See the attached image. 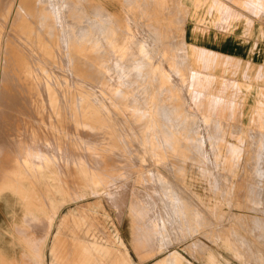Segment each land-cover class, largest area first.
I'll return each instance as SVG.
<instances>
[{
  "label": "rangeland",
  "instance_id": "obj_1",
  "mask_svg": "<svg viewBox=\"0 0 264 264\" xmlns=\"http://www.w3.org/2000/svg\"><path fill=\"white\" fill-rule=\"evenodd\" d=\"M0 1H2V3L0 2L1 12H4L6 8L8 9V7H10L13 2L12 0H9V3L8 0ZM36 1L37 5L39 4L41 7H45L44 9H46V11H51L54 10L53 5H55V1L57 0H55L54 2H52V0H46L52 2H48L50 4H48L49 6L47 5L46 1ZM65 1L66 0H63V2ZM75 1V5L69 7L70 10L68 9V12L65 11L67 12V15H65V17H68V14H71L73 16L72 13H76V20L72 17L70 18L71 20L73 19L76 21V24L74 26L78 25V27L80 28V22L82 23L83 28L85 27L86 30H84V28V34L82 35V32L79 35L77 34L78 28H76V31H74L75 27H73V24L72 27L74 29L69 26L70 31L68 29V25L65 26V29L67 28V32L64 33V36L66 37V39H70H68L64 43V51L66 52L67 50L65 57L67 62L66 64H68L67 67L72 68V64H74L72 62H77L76 65L78 64V66L79 64H82L81 61L85 58L80 57V54L85 53L88 55H93V57H95L96 55L97 57L94 59L98 60L101 63L106 78H108L109 80L111 79V84H109V86H111L110 95L111 98L113 97V100L115 99L117 101L115 106H117L116 108L119 107V110L114 106L109 107V109L111 110H109L108 108H106L107 110L104 109L105 111L109 110L110 113H108L111 116H109V120L107 119L106 126H103V123H105L106 121L97 124L83 122L80 125H78V123L75 124V121H67L68 123L65 122L62 127H58L54 123L48 125L50 126V129L52 127L56 129L58 128L60 130L63 129L62 132H68V135L71 134L69 133L70 131L75 132L76 134L73 133L74 140H71V138L66 135L67 140L63 139V141L57 142L55 140H52L53 135L50 134V141L47 143L44 139V136H36V144L39 143L40 145L38 144V146H40L41 148H43L44 144L47 146L49 159L57 163L59 171L65 173V175L67 172H70L67 173L66 177L64 178L68 180L69 191L70 195L72 196L70 199L71 203L69 202L66 204H61L60 207L57 208L60 212L58 213L59 217H56L57 220H55V224H57V226L52 231V235H44L39 230H37L35 233V235L42 236L39 243L41 245L40 250L45 264H100V259H98L100 257V254L98 253L101 250L105 251L103 247H107V245L109 244L107 242L108 236H115V239L119 240L121 239L120 235H122V237L125 239V242L130 247V250L132 251L134 257L136 256L137 258H135L140 261L153 258L157 254L170 253V250L176 249L178 246L184 245L189 241V243H193L195 241L194 245L196 246V249L193 250V255L196 254L195 257L200 260L201 254L204 258V254L208 250H212V252L215 253L219 258L228 259L230 264H264V160H262L264 159V129H262L264 128V83L258 81V79L255 78L256 68L258 67V65H249V67H247L246 64L241 63V65L238 66L233 61H231L230 63L229 60L220 58L217 54L194 49L186 43L185 34L187 42L190 44L206 48L213 47L218 49L216 45H214L215 47L212 46V44L210 45V40L208 38L206 42L202 39L203 33H205L206 29L216 26L213 22V14L209 11L210 5H213L212 0ZM198 1H200L199 4ZM33 2L35 1L25 0L23 2L25 6L22 5L21 11L19 13L20 15L18 16V18H16L17 23H22L19 26L16 25V27L20 28L19 30L24 28L23 22H25V16L29 11L28 8H30ZM28 3L31 4L29 5ZM236 5L240 7L242 6V2L236 1ZM25 9L27 11L26 13ZM244 10H246V8H244ZM109 13L110 18L106 17ZM203 13L207 17H203ZM257 13H259L257 16L261 15L260 17H258V22H260L264 27V11ZM209 16L212 17L210 18ZM65 17L63 19L64 22L66 21ZM50 19H53L51 15ZM67 20H69V18ZM75 21L73 22L75 23ZM248 21L251 22L249 19H247V22ZM75 32L77 36L75 35ZM85 33H89V37L93 39L91 40L94 41L95 39L97 41V44L96 42L93 43L91 41V43L89 42V44L87 41H80L81 38H85ZM146 35H148L149 38L151 37L150 39H153L155 43H153L152 40V44L150 41L144 40L143 38ZM75 36L79 39L77 38L78 40H75ZM143 40L146 41L148 45L151 44L152 46H150L152 48L153 46H155L153 44L158 45L157 48L159 47L158 49L154 47L157 49V51L154 48L153 50L155 51L151 49L154 54L153 58H151V62L150 59L148 60L150 62V64H148L151 65L155 60V69L163 70V72L165 70H171L172 67V70L174 69L175 71L176 69V77L174 76V73H169L168 75V72L157 73L160 75L159 76L155 73H152V71L154 70V67L152 65L149 66L148 64H139L141 59H139L134 53L137 52L138 49H132L130 47L144 45ZM223 40H219L217 36L215 42L219 45V42L222 43ZM91 44H94V46H92ZM95 44L98 46H96V50L94 49ZM223 44H225V42ZM100 45L105 48V51H107V53H113L114 55L112 56L111 54L109 56L108 54V56H105L104 58L103 55L105 51L104 48ZM82 46L87 49H82ZM99 46L101 49H99ZM120 46H125L126 48L123 47V51L121 52V49L119 48L122 47ZM70 47H72L71 51H73V49L75 50L73 51V55H75L74 52L76 53V56H74L75 58L73 57L75 61L72 58V60L67 61L70 58L68 54L70 51ZM106 48L111 49V51L109 49L106 50ZM101 51L103 52V54ZM160 51L163 52L164 55L161 54V56ZM99 56L101 59L99 58ZM76 57L78 58L76 59ZM108 57L111 59H108ZM113 57H115L116 60ZM155 58L158 60H156ZM105 59H107L110 63L108 61L106 62ZM114 61L117 62L115 63ZM157 61L159 63L161 62L160 65H162V67H165L161 69L159 63L157 64ZM102 62H105L106 64L103 65ZM117 63H119L120 65L119 68H117L118 66H116ZM167 63L169 64V66H167ZM76 65L73 67L74 69H76ZM78 66L77 68H80ZM173 66H175V68ZM108 67H110V70H108ZM121 68H123L124 71L122 74H119L118 72H122L123 70ZM140 69L144 70V73H135ZM244 71L247 75L243 74ZM113 72L116 73L113 74ZM124 72L127 75H125ZM170 74L172 75L170 76ZM190 74L194 78H192ZM124 75L126 76V79L123 78ZM197 79L199 81H197ZM195 80L197 82H195ZM9 82L10 84H12L10 79H7L8 84ZM184 82L188 83H186L189 88L188 90H181V88H179ZM194 82L199 86L195 85ZM154 83H156V85ZM185 83L183 84V86H186ZM122 84H124L125 86ZM172 84L176 87H172ZM132 85H134L135 87ZM169 86L173 90V92L169 91ZM131 87H133V90L131 89ZM112 88H116L115 90L117 91ZM163 92L164 95H162ZM6 94L7 96H4ZM8 94H18L19 97H23L24 95L26 96V93H22L20 90H15L14 92H12L11 90H5L4 94H2L5 99L1 96V98L3 99L0 102L2 103V108L0 107V123L2 124H0V129L3 133L6 134L5 140L0 141V145L2 148H8L7 143H9V141L18 140V137L20 135L27 133L28 128H31V126H35L36 122L33 123L32 117V120L30 119V116L33 115L32 112L35 113L33 115L34 117L35 115L38 116L44 114L45 112L47 113V111L41 113L43 110H40L41 112L39 111L38 114L37 110L31 109L32 106L29 105V102L25 104H28V107H25L24 104L20 105L22 106V108L19 107V105L16 108L13 104H10V106H8L9 102L11 103L10 99H12L11 95L9 97ZM174 94H176V96ZM177 94H179V96ZM170 95H172L174 99L171 98ZM6 101L8 102V104H6ZM3 102L5 103L4 105ZM162 108L164 110L160 113ZM187 109H189L190 111L184 112L187 111ZM112 110L113 112H111ZM116 111L117 113H115ZM67 112L69 114V111ZM111 113H113L114 116L113 114L111 115ZM158 113H160L161 116L163 115L165 118H157L156 115ZM190 113L194 116V118H192L193 116H190ZM129 114V118L132 120L131 124H129L130 122L128 121ZM115 115L126 117L125 121L128 123H126L125 121H119V119H117V116L115 117ZM187 115H189L190 117ZM202 116L207 119L206 121L204 120L207 125L202 121H198V118ZM144 119H149L150 123L149 120L145 121ZM37 120H39V118ZM112 120L113 122H116L112 123ZM179 120H181V122H179ZM133 121L136 122L134 123ZM220 121L223 123H221ZM120 122L121 124H119ZM146 122L148 124H144ZM116 124L119 127V130H121V135H124L123 137L120 136L119 130H113V127H115ZM128 124L131 127H128ZM142 124L145 126L143 127V129L141 126ZM186 124H188L189 127ZM110 125H112L113 127ZM216 125L219 126L216 128ZM109 127L111 128V131ZM133 127L135 128V131ZM200 127H202L203 129H201ZM138 128L140 130H138ZM175 128H180V130H175ZM198 128L199 130H203L204 132L203 139H206L209 136L208 141L211 142L213 138H215L216 140H213L215 142L212 141L211 143H205L206 140H204V142L202 143L204 148L203 146H201V144H199L198 146H201L200 148L197 146V148L194 147V152H192L191 150L192 154L188 153V155L186 156H180L171 153L170 149L171 147H173V142L175 140H173V138H171L170 136H172V133L174 131H185V133H188V135L190 134L191 136L193 132L198 130ZM132 129L134 131V134ZM144 129L145 131H143ZM80 130L85 131V133L91 134H89V136L87 135V138H84L86 139V143L88 144L87 146H91L92 144V153H96L98 149L96 153L98 156H95V154L92 155V153L91 155L88 153L84 154V150H80L79 145H76L80 143L79 140L81 138V135H83ZM103 130H109L111 133L112 130L113 133L116 131L118 132L114 134L112 133L113 135H110V132V134L106 133V131L104 133ZM152 131H155L159 144L158 147L163 151L161 154H155L153 152V154H151V150L148 148V140L150 139L151 134H153ZM77 132H79L78 136L80 138L77 137ZM138 132H140L142 135H140V133ZM221 132H223L224 134L226 133L224 135L226 139L222 138L223 133ZM118 134L121 138L118 136ZM205 134H207L208 136H206ZM93 135H95L96 137L98 135V137L95 138L96 140L94 139L95 136ZM75 136L79 140H77ZM142 136L144 137L142 138ZM118 137L122 140L118 139ZM124 137L125 139L127 138L126 142L128 143L123 141ZM211 137L212 139H210ZM220 137L222 140L220 139ZM37 138H39L40 142L39 140H37ZM75 139L78 142L75 141ZM138 139L141 140L139 141ZM218 139L220 140V142ZM136 140L138 141V143ZM176 140L181 139L178 138ZM223 140L226 142V144L223 142ZM72 141H75L76 145L75 154H71L73 148ZM118 141L120 142L118 143ZM143 141L144 143L146 142L148 144L141 143ZM166 141H168L169 143L167 144ZM114 142H116L117 144L121 143V146H119L120 151L118 150V145L115 143L117 145L116 147ZM140 143L144 145V147H142ZM106 144L110 147L108 146L106 148ZM124 144H129L130 147L129 145L124 146ZM138 144L142 148H140ZM230 144H234V147ZM165 145H167V149H165ZM99 147H102V150H106H103L102 152L107 153H102L99 150ZM145 147H147L149 151L147 149L146 151ZM208 147H210L208 149L209 151L211 149H213V151L211 150L210 152H207ZM92 148L94 149L92 150ZM131 148L133 150H131ZM221 149L224 150L222 151ZM227 149L230 150V153H228V151L226 152ZM140 153H142L144 156L142 154L140 155ZM206 153L208 154V158L206 156ZM209 153L211 156H213L211 158H214V169L210 168L212 166V159L209 158ZM107 154H113V156H109L115 158V160L111 161L114 166L109 163L110 160H108L109 156L107 157ZM26 155L28 157L31 156L28 150H26ZM151 155H157L155 157L156 159ZM146 156H149L150 160L153 159V163L158 162L157 166L156 163L153 164L152 161H149V158L147 159ZM126 157L128 158V160ZM121 158L123 160H121ZM140 159L144 164L141 163ZM145 159H147L148 161H146ZM33 160L34 159L29 158L28 160H23L22 163L24 165V168L29 169L33 166H35L36 168L40 165L39 162H44V160ZM83 160L85 164L82 163ZM69 161H71V164ZM144 161L149 162L146 165L149 164L151 168L149 166L146 167ZM67 162H69L68 165L70 164V168L73 166L72 164L74 162H80L81 165L84 164V171L80 173L71 172L70 170L68 171V169H66ZM114 162L116 163L114 164ZM104 163L106 164V166L104 165ZM208 163H210L211 165H209ZM64 164L66 166H64ZM156 168H158L159 171ZM152 169L155 174L153 172L150 173ZM212 173H214V175H212ZM79 174H81L83 178H85V176L91 177L93 181L92 185L95 184V182L97 183V181L100 183H104V181L108 180L109 185L106 188V190L108 189L106 191V194H92L84 198L85 196L83 197L82 194L84 189H80L84 188L81 183V180L83 178H81ZM150 174H154L155 176H151ZM157 174H160L161 176L158 175V178H160H157L155 180ZM162 174H164L163 177ZM216 175H218L219 178ZM73 180L74 182H76H72ZM159 180L160 182L162 181L163 184L160 183ZM220 183H222V185ZM74 184H76V186H74ZM161 184L164 186L162 187ZM77 189L82 191L80 192ZM75 196H77V198H75ZM74 199L75 201H73ZM2 211L6 212L5 215L7 219L5 217L3 218V216L0 217V257L2 256L5 259L14 261L16 259L15 262H17V264H25L26 258L19 255L21 254L19 253L20 249H18L17 247L13 248L8 245L9 240L15 237L20 238V235H18L16 228L21 222H23L24 224V218L21 219V215L18 211L17 215L15 214L16 209H14L13 205L7 206L0 200L1 214ZM165 230H168L167 233ZM202 237L205 238V242L198 240ZM76 241L79 243H77ZM33 242H35V240ZM135 243L138 244V246L136 245V248L134 247ZM81 245L83 247L88 245L87 248L93 246L92 248H90V250L92 251L89 253L90 250L87 251L85 249L87 251L86 254V251L83 249V253H85L82 254L80 249ZM94 245H100L101 248L95 249ZM202 246L205 247V249H201ZM137 248L140 249L139 252L136 251ZM2 250L4 253L2 252ZM8 253H10L11 255ZM139 254H141V256ZM134 264L138 263L136 262Z\"/></svg>",
  "mask_w": 264,
  "mask_h": 264
},
{
  "label": "bare ground",
  "instance_id": "obj_2",
  "mask_svg": "<svg viewBox=\"0 0 264 264\" xmlns=\"http://www.w3.org/2000/svg\"><path fill=\"white\" fill-rule=\"evenodd\" d=\"M12 4L10 7H8V9L6 8L5 11L7 12H1L0 14V102L2 101V99L5 97H3L2 94H4V91L6 90H11L12 92H14L15 90H20L22 93H26V96L24 95L22 98L15 94H10L12 99L11 100V103L8 102L6 104H8V106H10V104H13L16 108L17 106L19 105V107L22 108V106L20 105H25L27 102H29V105L32 106L31 109H34V110H37L38 111V114H39V111L40 110H43L41 113H43L44 111H47V113L45 112L44 114H41V115H38L35 117L33 116L35 113H33V115L30 116V119L32 120L33 118V123H35V126H31V128H28L27 130V133H24L23 135H20L18 138V140L16 141H9L8 144V148H2L1 145H0V200L2 201V203H4L5 205L7 206H11L13 205L14 209H16V212L15 214L17 215V211L20 213L21 215V219L24 218V224L23 222H21L17 228H16V231L18 233V235H20V238H13L11 240L8 241V245L10 247H13V248H23L22 251L20 252L22 257L26 258V263L27 264H45L44 262V258L41 254V250H40V239L42 238V236H38V235H35L36 231L39 230L40 232H42L44 235H52V231L54 230V228H56L57 224H55V220L56 217H59L58 213L60 212L59 208L61 204H66V203H69L70 202V199H71V195H70V191H69V184H68V180L64 177H66L67 173H70V172H67L66 175L65 173H62L59 171V168L57 166V163L54 161H51L49 159V156H48V150H47V146L44 144L43 148H41L40 146H38V144H36V136L37 135H42L44 136L45 138V141L48 143L50 141V137L49 135L52 134L53 135V139L52 140H55L57 142H61L63 141V139H66V135H68L67 131H64V132H67V133H63L62 130L60 129H56V128H51L50 129V126L48 125H51L52 123H54L56 126L58 127H62V125L66 122L68 123L69 121H75V124L78 123V125H80L81 123H90V124H97V123H103L104 121H106L105 123H103V126L107 124V119L109 120V118L111 117L110 116V112L109 110V107L110 106H114L115 108L117 106L116 105V100L112 99L111 98V95H110V89H111V86H109L110 83V80L108 78H106V75H105V72L103 70V67L101 66V63L94 59L96 58L97 56L95 55V57H93V55H88V54H80L79 56L80 57H84L85 59L84 60H80L82 64H78L76 65L75 62H72L74 64H72V68H68L66 64V52L64 51V43L65 41H67L69 38L66 39V37L64 36V33L67 32V28L65 29V26L68 25V29L70 28L69 26L72 27V24H73V27H75L74 31H76V28L77 29V34H81L84 30H86V28L84 29L83 28V25L82 23L79 22V24H81V27L79 28L78 25L74 26L76 24V17H77V14L76 13H72L73 16L71 14H68V17L65 15H67L66 13L68 12L67 10L69 9V7H72L75 5V0H66L65 2H63V0H52V2L55 1V5L54 6V10H51V11H46V9H44L43 7H41L39 4L37 5V1L34 0L35 2H33L32 4L31 3H28L29 5L31 4L29 11L27 12L26 9H25V13L27 12V15L25 16V22L24 23V28L19 30L20 28L19 27H16V25H21L20 23H17L16 22V18H18V16L20 15V11H21V8H22V5L25 6V4L23 3L25 0H12ZM31 1V0H29ZM41 2L43 1H46V0H40ZM133 1V0H132ZM2 3V1H0ZM10 1L8 0V3ZM40 2V3H41ZM52 3L50 1H46L47 5L49 3ZM7 3V2H6ZM45 3V2H44ZM151 4V3H150ZM50 5V4H49ZM48 5V6H49ZM9 6V4H8ZM28 6V5H27ZM46 6V5H44ZM50 8V7H49ZM24 9V8H23ZM31 9V10H30ZM70 10V9H69ZM24 11V10H23ZM67 11V12H65ZM71 13V12H69ZM50 15L53 19H50ZM70 15V17H69ZM124 15V14H123ZM137 15V14H136ZM28 16V17H27ZM29 16H30V19H29ZM66 19V21L64 22L63 19ZM73 18L75 20H71L70 18ZM108 18H110V13L106 16ZM24 18V17H23ZM69 18V20H67ZM75 21V23L73 22ZM135 21V20H134ZM78 22V21H77ZM21 27V26H20ZM18 28V29H17ZM71 28V29H72ZM72 29V30H73ZM84 29V30H83ZM66 30V31H65ZM70 31V29H69ZM69 33V32H68ZM74 33V32H72ZM84 34V32L82 33V35ZM89 34V33H88ZM85 33V38H81L80 41L84 42V41H87L88 44L89 42H96L97 44V41L94 39V41H92L93 39L91 37H89V35ZM75 35H76V32H75ZM87 35V37H86ZM77 36V35H76ZM75 36V40H78ZM147 36V37H146ZM143 39L146 40V41H150L151 40L153 41V39H150L148 37V35H146ZM70 37V35H69ZM83 37V36H82ZM147 38V39H145ZM149 38V39H148ZM92 39V40H91ZM142 39V38H140ZM158 39V37H157ZM70 40V39H69ZM75 40H74V43H75ZM143 40V41H144ZM140 41V40H139ZM138 41V42H139ZM142 41V42H143ZM144 41V45H137V46H132L130 48L134 49H138L137 52H134L136 54V56L141 59V61L139 62V64L143 65V64H150L151 62V58H153V54L155 50H153L154 47L157 48L158 45L156 44H153L155 46H153V48L151 47L152 45V42H151V46L147 44V42ZM157 41V40H156ZM161 41V40H160ZM90 42V43H91ZM99 42V41H98ZM141 42V43H142ZM149 42V43H150ZM162 42V41H161ZM100 43V42H99ZM98 43V45H99ZM142 43V44H143ZM153 43H155V41H153ZM95 44V50L96 48L98 47L97 45ZM69 45V44H68ZM67 45V46H68ZM79 45V44H78ZM92 45V44H91ZM104 45V44H103ZM70 46V45H69ZM68 46V47H69ZM84 46H85V43H84ZM94 46V44L92 45ZM97 46V47H96ZM101 47H103L102 45H100ZM99 46V49H101ZM74 47H75V44H74ZM88 47V46H87ZM107 47V46H106ZM122 47V46H120ZM125 47V46H123ZM122 48H119L121 49V52L123 51ZM72 47H70V51H69V60L67 61H70L72 59H74L76 56V53L74 52L75 55H73V51H75L73 49V51H71ZM82 49L84 48L83 46L81 47ZM92 48V50H93ZM104 48V47H103ZM102 48V49H103ZM126 48V47H125ZM154 48V49H156ZM159 48V47H158ZM157 48V49H158ZM84 49H87V48H84ZM91 49V48H90ZM109 49V48H108ZM106 48V50H108ZM153 51H152V50ZM156 49V51H157ZM94 50V51H95ZM111 51V49H109ZM91 51V50H90ZM99 51V50H97ZM103 51V50H102ZM101 51V52H102ZM104 51H105V48H104ZM159 51V50H158ZM161 52V51H160ZM81 53V52H80ZM100 53V52H99ZM107 51H105L103 57L105 58V56L107 57L108 54L109 56L112 54V56L114 55L113 53H107ZM166 53V52H165ZM91 54H94V53H91ZM96 54V53H95ZM103 54V52H102ZM116 54V53H115ZM164 53L161 52L160 55ZM185 54V53H184ZM97 55H98V52H97ZM122 55V54H121ZM134 55V54H133ZM156 55V53H155ZM167 55V54H166ZM111 56V58H112ZM162 56V55H161ZM74 57V58H73ZM116 57V56H115ZM113 57V58H115ZM157 57V55H156ZM72 58V59H71ZM78 57H76L77 59ZM100 58V56H99ZM108 57V59H111ZM159 58V56H158ZM164 58V57H163ZM101 59V58H100ZM150 59V62L148 61ZM156 59V58H155ZM103 60V59H102ZM101 60V61H102ZM106 62L108 61L107 59H105ZM116 60V58H115ZM121 60V59H120ZM158 60V59H156ZM165 60V59H164ZM75 61V59H74ZM78 61V60H76ZM104 61V60H103ZM163 61V60H162ZM109 62V61H108ZM115 63L117 61H114ZM123 62V61H122ZM187 62V61H186ZM80 63V62H79ZM110 63V62H109ZM159 62L157 61V64ZM163 63V62H162ZM189 63V62H188ZM70 64V62H69ZM103 65H105L106 63L105 62H102ZM112 64V63H111ZM148 64V65H149ZM155 60H154V63H152L151 65L154 67L156 66L155 65ZM161 64V62L159 63V65ZM166 64V62H165ZM173 64V63H172ZM182 64V63H181ZM187 64V63H186ZM76 65V69H74L73 67ZM81 65V66H80ZM110 65V64H109ZM149 65V66H151ZM164 65V64H163ZM80 67V68H77ZM116 66H118L117 68L120 67L119 63L116 64ZM115 66V67H116ZM148 66V67H149ZM158 66V65H157ZM161 66V69L165 66L162 67ZM167 66H169V64L167 63ZM171 66V65H170ZM176 66V65H175ZM175 66H173L175 68ZM180 66V65H179ZM190 66V65H189ZM71 67V65H70ZM188 67V66H187ZM110 70V67H108ZM151 68V67H150ZM177 68V67H176ZM180 68V67H179ZM178 68V69H179ZM113 69V68H112ZM115 69V68H114ZM123 69V68H121ZM119 69V70H121ZM166 69V68H164ZM170 69V68H169ZM116 70V69H115ZM152 70V69H151ZM181 70V69H180ZM124 71V69L122 70V72H118L119 74H122ZM130 71V70H129ZM178 71V70H177ZM108 72V71H107ZM163 70H160V69H155L154 67V70L152 71V73H162ZM168 72V75L169 73H174V76H175V73H176V69L174 71V69L172 70V67H171V70H168V71H164L163 73H167ZM181 72V71H180ZM109 73V72H108ZM116 72H113V74H115ZM135 73H139V74H142L144 73V70H138L136 71ZM150 73V72H149ZM178 73V72H177ZM125 74V72H124ZM170 74V76L172 75ZM193 74V73H192ZM112 75V73H111ZM117 75V74H116ZM127 75V74H125ZM124 75V79H126ZM159 75V74H157ZM180 75V74H179ZM121 76V75H120ZM123 76V75H122ZM160 76V75H159ZM173 76V78H174ZM191 76V74H190ZM195 76V75H194ZM112 77V76H111ZM110 77V78H111ZM176 77V76H175ZM192 77V76H191ZM196 77V76H195ZM114 78V77H113ZM116 78V77H115ZM168 78V77H167ZM172 78V77H171ZM194 78V77H192ZM191 78V79H192ZM7 79H10L11 83L9 82V84L7 83ZM170 79V78H169ZM121 80V79H120ZM158 80V79H157ZM172 80V79H171ZM187 80V79H186ZM185 80V81H186ZM119 81V80H118ZM124 81V80H123ZM156 81V80H155ZM197 81H199L197 79ZM195 80V82H197ZM126 82V81H125ZM154 82V81H153ZM171 82V81H170ZM188 82V81H187ZM186 82V83H187ZM194 82V84H195ZM114 83V81H113ZM121 83V82H120ZM174 83V82H173ZM185 83V82H184ZM183 83V84H184ZM185 83V85H186ZM199 83V82H198ZM126 84V83H125ZM156 85V83H154ZM183 84L181 85V90H188V86H183ZM188 84V83H187ZM124 85V84H122ZM191 85V84H190ZM195 85H198V84H195ZM113 86V85H112ZM125 86V85H124ZM134 86V85H132ZM167 86V85H166ZM165 86V88H166ZM174 85L172 84V87ZM192 86V85H191ZM199 86V85H198ZM120 87V86H119ZM123 87V86H122ZM135 87V86H134ZM156 87V86H155ZM176 87V86H174ZM195 87V86H194ZM118 88V87H117ZM130 88V87H129ZM133 87H131L132 89ZM168 88V87H167ZM192 88V87H191ZM112 89H116V88H112ZM120 89H123V88H120ZM118 89V90H120ZM135 89V88H134ZM159 89V88H158ZM169 91L173 92V90L170 88L169 86ZM177 89V88H176ZM197 89V87H196ZM130 90V89H129ZM128 90V91H129ZM133 90V89H132ZM164 90V89H163ZM117 91V90H115ZM190 91V90H189ZM188 91V92H189ZM121 92V91H120ZM123 92V90H122ZM162 92V91H161ZM160 92V93H161ZM166 92V91H165ZM168 92V91H167ZM8 93V92H7ZM17 93V92H16ZM57 93V94H56ZM113 93V92H112ZM20 94V93H19ZM56 94V95H55ZM170 94V93H169ZM9 95V94H8ZM9 95V97H10ZM115 95V94H114ZM138 95V94H137ZM162 95H164V92L162 93ZM176 96V94H174ZM173 95V96H174ZM179 96V94H177ZM194 95V94H193ZM1 96L3 98H1ZM4 96H7L4 95ZM156 96V94H155ZM168 96V95H166ZM171 98L172 95H170ZM187 96V95H186ZM195 96V95H194ZM123 97V96H121ZM120 97V98H121ZM182 97V96H181ZM193 97V96H192ZM129 98V97H128ZM156 98V97H155ZM154 98V99H155ZM165 98V97H164ZM167 98V97H166ZM130 99V98H129ZM169 99V98H168ZM174 99V98H173ZM156 100V99H155ZM195 100V99H194ZM128 101V100H126ZM154 101V100H153ZM173 101V100H172ZM186 101V100H185ZM115 103V104H114ZM119 103V102H118ZM143 103V102H142ZM159 103V102H158ZM5 103L3 102V105ZM120 104V103H119ZM160 104V103H159ZM188 104V103H187ZM139 105V104H138ZM121 106V105H120ZM129 106V105H128ZM160 106V105H159ZM0 107L2 108V103H0ZM7 107V106H6ZM24 107V106H23ZM25 107H28V104L25 105ZM122 107V106H121ZM15 108V109H16ZM19 108V109H21ZM108 108L109 110L108 111H105L104 109ZM113 108V107H112ZM119 108V107H118ZM116 108V109H118ZM133 108V106H132ZM167 108V107H166ZM26 109V108H25ZM24 109V110H25ZM114 109V108H113ZM121 109V108H120ZM131 109V108H130ZM175 109V108H174ZM192 109V108H191ZM4 110V109H3ZM8 110V108H7ZM23 110V111H24ZM107 110V109H106ZM119 110V109H118ZM117 110V111H118ZM123 110V109H122ZM161 110V109H159ZM163 108L162 110L160 111L163 112ZM170 110V109H169ZM186 110V108H185ZM28 111V110H27ZM26 111V113H27ZM69 111V114L68 112ZM115 111V110H114ZM117 111L115 113H117ZM133 111V110H132ZM171 111V110H170ZM190 111L189 109H187V111H184V112H188ZM17 112V111H16ZM109 112V113H108ZM113 112V110L111 111ZM166 112V110H165ZM180 112V111H178ZM177 112V113H178ZM182 112V111H181ZM197 112V111H195ZM14 113V112H13ZM30 113V112H29ZM160 113H158L156 115L157 118H160V117H163L165 118L163 115L161 116ZM170 113V112H169ZM175 113V112H174ZM173 113V114H174ZM37 114V112H36ZM113 113H111L112 115ZM128 114V113H127ZM163 114V113H162ZM166 114V113H165ZM172 114V116H173ZM179 114V113H178ZM184 114V113H183ZM187 114V113H186ZM7 115V114H6ZM171 115V114H169ZM214 115V114H213ZM110 116V117H109ZM114 116V114H113ZM117 116V117H116ZM130 114L128 115V121L130 122L129 124H131V119L129 118ZM134 116V115H133ZM168 116V115H166ZM189 116V115H187ZM190 116L192 117L193 115H191L190 113ZM189 116V117H190ZM217 116V115H216ZM32 117V118H31ZM115 117L117 119H119V121H125L126 120V117H123L121 115H115ZM149 117V116H148ZM206 117V116H205ZM39 118V120H37ZM162 118V119H163ZM168 118V117H167ZM172 118V117H171ZM177 118V117H176ZM184 118V117H183ZM194 118V116L192 117ZM196 118V117H195ZM219 118V117H218ZM1 119V118H0ZM114 119V118H112ZM134 119V117H133ZM185 119V118H184ZM29 120V119H28ZM136 120V118H135ZM142 120V119H141ZM145 121L149 120V119H144ZM143 120V121H144ZM173 120V119H171ZM195 120V119H193ZM192 120V121H193ZM204 120L206 121L207 119H205L203 116L202 117H199L198 118V121H202L204 122ZM220 120V119H219ZM12 121V120H11ZM27 121V119H26ZM68 121V122H67ZM166 121V120H165ZM164 121V122H165ZM31 122V121H30ZM116 122V121H114ZM113 120H112V123H114ZM126 122V121H125ZM134 122V121H133ZM136 122V121H135ZM134 122V123H135ZM172 122V121H171ZM179 122H181V120H179ZM188 122V121H187ZM221 122V121H220ZM20 123V122H19ZM111 123V124H112ZM128 123V122H126ZM139 123V122H138ZM149 123H150V120H149ZM194 123V122H193ZM192 123V124H193ZM199 123V122H198ZM206 124V122H204ZM223 123V122H221ZM1 124V123H0ZM110 124V122H109ZM121 124V122L119 123ZM118 124V125H119ZM128 124V127L130 126ZM133 124V123H132ZM144 124H148L147 122L144 123ZM180 124V123H179ZM209 124V123H208ZM220 124V123H219ZM2 125V124H1ZM20 125V124H19ZM34 125V124H33ZM54 125V126H55ZM188 126V124H186ZM207 125V124H206ZM212 125V124H211ZM112 126V125H110ZM117 126V124H116ZM113 127V130H119V127ZM127 126V125H125ZM142 126V129L143 127H145L143 124L141 125ZM179 126V125H178ZM184 126V125H182ZM195 126V125H194ZM210 126V125H209ZM219 125H216L215 127L217 128ZM2 127V126H1ZM67 127V126H66ZM73 127V126H72ZM131 127V126H130ZM135 127V125H134ZM133 127V128H134ZM138 127V126H137ZM140 127V126H139ZM148 127V125H147ZM186 127V126H184ZM189 127V126H188ZM221 127V126H220ZM110 128V127H109ZM108 128V129H109ZM117 128V129H116ZM165 128V127H164ZM182 128V127H180ZM175 128V130H180ZM194 128V127H193ZM201 129H203L202 127H200ZM3 129V128H2ZM75 129V128H73ZM72 129V130H73ZM147 129V128H146ZM209 129V128H208ZM219 129V128H218ZM259 129V128H258ZM264 129V128H262ZM261 129V130H262ZM67 130V129H66ZM113 130H112V133H113ZM138 130H140L138 128ZM184 130V129H182ZM191 130V129H190ZM189 130V131H190ZM210 130V129H209ZM256 130V129H255ZM69 131V130H68ZM79 131V130H78ZM81 131V130H80ZM104 131V130H103ZM106 131V130H105ZM104 131V133H105ZM110 131H111V128H110ZM109 130L106 131V133H109L110 132ZM120 132V136H124L123 134L121 135V130H119ZM133 131V129H132ZM131 131V132H132ZM134 131H135V128H134ZM134 131H133V134H134ZM137 131V130H136ZM145 131V129L143 130ZM147 131V130H146ZM170 131V130H168ZM187 131V130H186ZM195 131V130H193ZM212 131V129H211ZM214 131V130H213ZM83 133V135H81V138L78 136L79 132H77V137L80 138L77 139L76 136L75 138L77 140L80 141V143L76 144V145H79V149L80 150H84V154H90L92 153L91 151V146H87L88 144L86 143V139L84 137H86L87 135L89 136L88 133H85V131H81ZM80 132V133H81ZM102 132V131H100ZM118 131L114 132V133H117ZM142 132V131H140ZM138 132V133H140ZM191 132V131H190ZM258 132V131H257ZM68 136L69 138H71V140H74V134L75 132H72L70 131ZM111 133V132H110ZM109 133V134H110ZM110 134V135H113V134ZM144 133V132H143ZM147 133V132H146ZM153 134H151L150 136V139L148 140L149 141V144H148V148L151 150V154L155 153V154H161L163 151L158 147V139H157V136L155 134V131H152ZM169 133V132H168ZM203 130H198L193 132L192 135L190 136V134L188 135V133H185V131H174L172 133V136H170L171 138H173V140H175L173 143V147H171L170 151L171 153L173 154H176V155H180V156H186L189 154H192L191 153V150L192 152H194V147H199L198 145L201 144L205 141V143H211L213 140H216L215 138H213V140L210 142L208 141L209 140V136L207 134H205L206 136H208L206 139H203ZM205 133H206V130H205ZM216 133V132H215ZM223 133V132H221ZM220 133V134H221ZM73 134V135H72ZM76 134V133H75ZM108 134V135H109ZM211 134V133H210ZM209 134V135H210ZM213 134V132H212ZM226 134V133H225ZM223 133V137L224 139L225 138V135ZM5 133L2 132V130L0 129V141L1 140H5ZM91 135V134H90ZM103 135V134H102ZM100 135V136H102ZM107 135V134H105ZM117 135V134H116ZM126 135V134H125ZM140 135H142L140 133ZM144 135V134H143ZM218 135V134H217ZM259 135V134H257ZM95 136V135H93ZM119 136V134H118ZM119 136V137H120ZM147 136V135H146ZM204 136V137H206ZM220 136V135H219ZM222 136V135H221ZM98 137V135H97ZM96 136L94 137L97 138ZM118 137V139H120ZM127 137V136H126ZM144 136H142L143 138ZM87 138V137H86ZM93 138V137H92ZM109 138V137H108ZM112 138V137H111ZM117 138V137H116ZM136 138V137H135ZM140 138V136H139ZM141 138V139H142ZM149 138V137H148ZM180 138L181 140H176ZM75 139V141H77ZM110 139V138H109ZM107 139V140H109ZM113 139V138H112ZM111 139V140H112ZM115 139V138H114ZM127 139V138H126ZM125 139V137L123 138V141H127ZM141 139H138L139 141ZM170 139V138H169ZM203 139V140H202ZM212 139V137L210 138ZM221 139V137H220ZM12 140V139H11ZM37 140H39V138H37ZM67 140V139H66ZM64 140V141H66ZM96 140V139H95ZM117 140V139H116ZM122 140V139H120ZM143 140V139H142ZM219 140V139H218ZM222 140V139H221ZM75 141H72V151H71V154H75ZM137 141V140H136ZM146 141V140H145ZM208 141V142H207ZM6 142V141H4ZM40 142V140H39ZM68 142V141H67ZM78 142V141H77ZM76 142V143H77ZM98 142V141H97ZM113 142V141H112ZM117 142V141H116ZM114 142V144L116 143ZM120 141H118L119 143ZM124 142V143H125ZM167 144L169 143L168 141H166ZM165 142V143H166ZM215 142V141H213ZM220 142V140H219ZM223 142L226 144V142L223 140ZM42 143V142H41ZM128 143V142H126ZM138 143V141H137ZM141 143H144L141 142ZM140 143V145L142 147H144V145H142ZM144 143V144H145ZM65 144V143H64ZM81 144V145H80ZM109 144V143H108ZM113 144V143H111ZM117 144V143H116ZM115 144V145H116ZM121 144V143H120ZM120 144H117L118 145V150L120 151L119 149V146H121ZM131 144V143H130ZM134 144V143H133ZM214 144V143H213ZM40 145V144H39ZM42 145V144H41ZM104 145V144H103ZM116 145V147H117ZM125 145H129V144H124ZM139 145V144H138ZM139 145V147H140ZM231 145V144H230ZM234 145V144H233ZM231 145V146H233ZM81 146V147H80ZM109 146V145H108ZM107 144H106V148L108 147ZM132 146V145H131ZM146 146V145H145ZM167 149V145H165ZM200 146V147H201ZM207 146V145H206ZM216 146V145H215ZM214 146V147H215ZM103 147V146H102ZM102 147H99V150L102 152L103 150L106 151L105 149H101ZM104 147V148H105ZM110 147V146H109ZM127 147V146H126ZM130 147V145H129ZM140 147V148H142ZM196 147V148H197ZM199 147V148H200ZM213 147V148H214ZM234 147V146H233ZM239 147V146H238ZM237 147V148H238ZM50 148V147H49ZM59 148V147H58ZM87 148V149H86ZM123 148V146H122ZM121 148V150H122ZM147 147H145V150L147 149ZM195 148V149H196ZM204 148V146H203ZM210 147L207 148V150L209 149ZM217 148V147H216ZM232 148V147H231ZM94 148H92L93 150ZM97 149V148H96ZM126 149V148H125ZM26 150L29 151L30 153V157H28L26 155ZM131 150H133L131 148ZM141 150V149H140ZM146 150V151H147ZM213 151V149H211ZM210 150V151H211ZM217 150V149H216ZM222 150V149H221ZM224 150V149H223ZM222 150V151H223ZM243 150V149H242ZM78 151V150H76ZM98 151V149H97ZM96 151V153H97ZM126 151V150H125ZM149 151V150H148ZM209 150L207 152H210ZM228 151V153H230L229 151L230 150H226V152ZM237 151V150H235ZM132 152V151H131ZM140 152V151H139ZM144 152V151H143ZM142 152V153H143ZM153 152V153H152ZM200 152V151H199ZM202 152V151H201ZM205 152V150H204ZM203 152V154H204ZM56 153V152H55ZM96 153H92L95 154V156L97 155ZM104 154H106L107 152H102ZM101 153V154H102ZM109 153V152H108ZM111 153V152H110ZM135 153V152H133ZM137 153V152H136ZM140 153V155L142 154ZM64 154V153H63ZM99 154V152H98ZM100 154V155H101ZM119 154V153H117ZM144 154V153H143ZM142 154V155H143ZM154 154V155H155ZM195 154V153H194ZM199 154V153H198ZM201 154V153H200ZM202 154V155H203ZM207 154V153H206ZM227 154V153H226ZM242 154V153H241ZM83 155V154H82ZM99 155V157H100ZM110 155V154H109ZM107 154V157L109 156ZM121 155V154H119ZM165 155V154H164ZM220 155V154H219ZM53 156V155H52ZM98 156V155H97ZM110 156H113L110 155ZM109 156V163H111L112 160H115L114 157H110ZM115 156V155H114ZM125 156V155H123ZM144 156V155H143ZM150 156V155H149ZM147 157L146 158L148 159L149 158V161H152V157L155 158L156 156H153L151 155V159L150 160V157ZM207 158H208V154L206 155ZM209 158L213 157L210 155L209 153ZM230 156V155H229ZM237 156V155H236ZM55 157V155H54ZM106 157V156H105ZM116 157V156H115ZM29 159H38L39 161L40 160H44V162H39L40 165L38 167L35 168V166L29 168V169H26L24 168V165L22 163L23 160H28ZM110 158H114V159H110ZM119 158V157H118ZM117 158V159H118ZM127 158V157H126ZM145 158V157H144ZM262 158V157H261ZM264 158V156H263ZM105 159V158H104ZM137 159V158H136ZM147 159H145L146 161H148ZM156 159V158H155ZM212 159V158H211ZM225 159V158H224ZM235 159V158H234ZM241 159V158H240ZM33 160V161H34ZM62 160V159H61ZM71 160V159H70ZM121 160H123L121 158ZM128 160V158H127ZM141 160V159H140ZM144 160V159H143ZM232 160V159H231ZM236 160V159H235ZM264 160V159H262ZM66 161V160H65ZM82 161V160H81ZM100 161V160H99ZM118 161V160H117ZM130 161V160H129ZM213 161H214V158L212 159V166L210 168L214 169L213 167ZM70 164H71V161H69ZM67 162V167L66 169H68V171L70 170L71 172H83V165L85 164L84 163V160L81 165L80 162H74L72 165V167L70 168V164L68 165ZM106 162V161H105ZM125 162V161H124ZM143 161L141 160V163ZM145 162V161H144ZM237 162V161H236ZM235 162V163H236ZM240 162V161H239ZM108 163V162H107ZM116 162H114L115 164ZM131 163V162H130ZM147 163L149 162H145V166H149L146 165ZM153 163V161H152ZM156 163V162H154ZM153 163V164H154ZM158 163V162H157ZM157 163H156V166H157ZM241 163V162H240ZM59 164V162H58ZM102 164V163H101ZM123 164V163H122ZM125 164V163H124ZM144 164V163H142ZM209 165H211L210 163H208ZM216 164V163H215ZM234 164V163H233ZM88 165V164H86ZM103 165V164H102ZM104 165L106 166V164L104 163ZM109 165V164H108ZM113 165V164H112ZM208 165V166H209ZM229 165V164H228ZM64 166H66L64 164ZM114 166V165H113ZM218 166V165H217ZM230 166V165H229ZM63 167V165H62ZM110 167V166H109ZM116 167V166H115ZM118 167V165H117ZM150 167V166H149ZM225 167V166H224ZM112 168V167H111ZM114 168V167H113ZM126 168V167H125ZM151 168V167H150ZM203 168V167H202ZM118 169V168H117ZM147 169V168H146ZM158 170V168H156ZM89 170V169H87ZM156 170V171H157ZM112 171V170H111ZM118 171V170H117ZM159 171V170H158ZM234 171V170H233ZM153 172V169L150 173ZM229 172V171H228ZM113 173V172H112ZM155 174V172H153ZM161 173V172H160ZM262 173V172H261ZM87 174V173H86ZM153 174V175H154ZM217 174V173H216ZM63 175V176H62ZM74 175V174H73ZM151 176H153L152 174H150ZM149 175V176H150ZM158 175L160 174H157V177L155 178V180L158 178ZM164 174H162V177H163ZM212 175H214V173H212ZM225 175V174H224ZM228 175V174H227ZM79 176L81 178L82 175L79 174ZM95 176V175H94ZM107 176V175H106ZM155 176V175H154ZM161 176V175H160ZM218 177V175H216ZM215 176V177H216ZM230 176V175H229ZM228 176V177H229ZM98 177V176H97ZM104 177V176H103ZM165 177V176H164ZM186 177V176H185ZM71 178V177H70ZM100 178V177H99ZM109 178V177H108ZM160 178V177H159ZM158 178V179H159ZM219 178V177H218ZM165 179V178H164ZM175 179V178H174ZM104 180V179H103ZM177 180V179H176ZM175 180V181H176ZM220 180V179H219ZM218 180V181H219ZM222 180V179H221ZM74 182V180L72 181ZM76 182V181H75ZM74 182V183H75ZM92 178L91 177H88V176H85V178H83L81 180V183L83 185L84 188H80V189H84L83 190V197L86 198L87 196H90V195H95V194H100V195H104L106 194V188L107 186L109 185L108 183V180L104 181V183H100L97 181V183L95 182V184L92 185ZM160 182V180H159ZM166 182V181H165ZM224 182V181H223ZM112 183V182H111ZM160 183L163 184V182L161 181ZM71 184V183H70ZM73 184V183H72ZM161 184V185H162ZM222 185V183H220ZM81 185V184H80ZM157 185V184H156ZM74 186H76V184H74ZM79 186V185H78ZM159 186V185H158ZM164 185H162L163 187ZM183 186V185H182ZM79 188V187H78ZM186 188V187H185ZM223 188V187H222ZM78 191H80L79 189H77ZM110 190V189H109ZM76 191V190H75ZM82 191V190H81ZM80 191V192H81ZM188 191V190H187ZM189 192V191H188ZM78 194V193H77ZM108 194V193H107ZM110 194V193H109ZM112 194V193H111ZM159 194V193H158ZM80 195V194H79ZM109 196V195H107ZM158 196V195H157ZM161 196V195H160ZM164 196V195H163ZM74 197V196H73ZM113 197V196H112ZM75 198H77V196H75ZM82 198V197H81ZM105 198H106V195H105ZM75 201V199L73 200ZM72 201V202H73ZM77 201V200H76ZM161 202V201H160ZM71 203V202H70ZM205 208V207H204ZM165 211V210H164ZM15 215V216H16ZM6 218V216H5ZM28 218L32 221L30 222V220H28ZM7 219V218H6ZM62 221V220H61ZM9 222V221H8ZM39 222V223H38ZM60 223V222H59ZM9 224V223H8ZM23 224V225H22ZM61 224V223H60ZM82 224V222H81ZM84 224V223H83ZM11 226V225H10ZM217 226V224H216ZM15 227V225H14ZM86 228V227H85ZM167 228V226H166ZM12 230V229H11ZM38 231V232H39ZM134 231V230H133ZM166 231V230H165ZM168 231V230H167ZM166 231V233H167ZM170 231V230H169ZM90 232V231H89ZM8 233V232H7ZM15 233V232H14ZM1 234V233H0ZM13 234V233H11ZM7 235V234H6ZM169 235V234H168ZM167 236V234H166ZM12 238V237H11ZM35 240V242H33ZM242 241V240H240ZM71 242V241H70ZM77 242V241H76ZM107 242L112 244L113 242V239L111 237H108L107 239ZM79 243V242H77ZM68 244V242H67ZM90 245V244H88ZM87 245V246H88ZM87 246H82L81 245V252L82 254L83 253V249L89 251L90 248H87ZM95 249L96 248H101L100 245H94ZM68 247V246H67ZM72 247V245H71ZM51 248V246H50ZM69 248V247H68ZM105 249V247H103ZM109 248V247H108ZM37 249V250H36ZM79 249V251H80ZM103 249V250H104ZM111 249V248H110ZM85 250V251H86ZM100 250V249H99ZM98 250V251H99ZM87 251H86V254H87ZM92 250L89 251V253L91 252ZM97 251V252H98ZM3 252V250H2ZM67 252V251H66ZM81 252H80V255H81ZM94 252V250H93ZM92 252V253H93ZM102 252V250H101ZM100 252V253H101ZM4 253V252H3ZM103 253V252H102ZM2 254V253H1ZM10 254V253H8ZM94 254V253H93ZM99 254V253H98ZM208 254V253H207ZM205 254V255H207ZM7 255V254H6ZM11 255V254H10ZM101 255V254H100ZM110 255V254H109ZM175 255V254H174ZM173 255V256H174ZM209 255V254H208ZM207 255V257H208ZM20 256V257H21ZM89 256V254H88ZM93 256V255H92ZM27 257H28V260H27ZM210 257V256H209ZM10 258V257H9ZM86 258V257H84ZM173 258V257H172ZM176 258V257H175ZM210 259V258H209ZM119 260V259H118ZM10 261V262H9ZM8 259H5L3 258L2 256L0 257V264H17L14 263L12 260H9ZM117 263V262H116ZM124 263V262H123ZM98 264V263H97ZM129 264V263H128Z\"/></svg>",
  "mask_w": 264,
  "mask_h": 264
},
{
  "label": "crops",
  "instance_id": "obj_3",
  "mask_svg": "<svg viewBox=\"0 0 264 264\" xmlns=\"http://www.w3.org/2000/svg\"><path fill=\"white\" fill-rule=\"evenodd\" d=\"M200 1H198V4ZM236 1H241L242 6L238 7ZM212 3L213 5H210L209 11L213 14V22L216 26L206 29L202 39L206 42L208 38L210 45H216L218 49L190 44L187 42L185 34L186 43L194 49L217 54L220 58L229 60L230 63L233 61L238 66L241 63L246 64L247 67L249 65H258L255 78L264 83V27L258 22V17L261 15L257 16L259 14L257 12L264 11V0H212ZM212 16L209 17L211 18ZM203 17L207 16L203 13ZM247 19L251 22H247ZM217 36L219 40L224 39L222 43L219 42V45L215 42ZM224 42L225 44H223ZM243 74L247 75L245 71ZM5 214L6 212L2 211L0 217L3 216L4 218ZM28 220L30 219L28 218ZM120 236L121 239L119 240H116V237L112 236V244L109 243L105 247V251H102L103 253L99 251V254H101L98 258L100 259V264H134L136 262L138 264H230L228 259L219 258L212 250H208L205 253L209 254H207L208 257L204 254L205 257L203 258L201 254V260L196 258V254L193 255V250L196 249L194 245L195 241L193 243H189V241L184 245L178 246L176 249L170 250V253L157 254L153 258L140 261L136 259V256V258L134 257L125 239L122 235ZM198 240L206 241L204 237ZM136 245L138 246V244L135 243V248ZM203 248L205 249L202 246L201 249ZM18 249L22 251L23 248L18 247ZM136 251L139 252L140 249L137 248ZM139 255L141 256V254ZM12 261L16 263V259Z\"/></svg>",
  "mask_w": 264,
  "mask_h": 264
}]
</instances>
